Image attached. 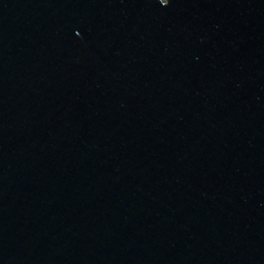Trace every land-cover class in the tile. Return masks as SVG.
Segmentation results:
<instances>
[{
	"label": "water",
	"instance_id": "obj_1",
	"mask_svg": "<svg viewBox=\"0 0 264 264\" xmlns=\"http://www.w3.org/2000/svg\"><path fill=\"white\" fill-rule=\"evenodd\" d=\"M0 264H264V0H0Z\"/></svg>",
	"mask_w": 264,
	"mask_h": 264
}]
</instances>
